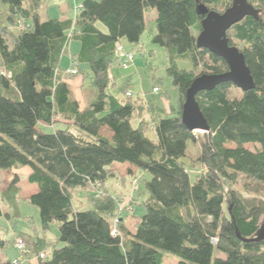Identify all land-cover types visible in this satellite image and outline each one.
I'll return each instance as SVG.
<instances>
[{
    "label": "trees",
    "instance_id": "trees-1",
    "mask_svg": "<svg viewBox=\"0 0 264 264\" xmlns=\"http://www.w3.org/2000/svg\"><path fill=\"white\" fill-rule=\"evenodd\" d=\"M46 1L0 0V170H14L0 190V225L4 215L20 214L25 199L38 207L44 232L53 222L58 227L55 238H29L30 261L20 264H164L168 252L174 264H264V240L243 239L264 215V0H248L258 18L246 15L227 30L256 85L243 90L225 81L197 93L210 127L204 139L182 121L186 91L197 75L228 64L197 45L198 7L222 12L233 0H82L75 16L43 18ZM147 6L157 10L150 40L165 48L166 73L178 87L168 105L127 95L128 87L123 96L108 89L111 67L121 66L117 46L140 43ZM72 39L80 46L70 54ZM83 64L93 87L85 103L70 80ZM189 142L200 143L191 162ZM119 163L134 174L125 190ZM137 170L143 176L135 196ZM120 176L123 186L112 191L109 181ZM25 177L36 189L21 197ZM242 178L251 193L235 187ZM79 188L92 190L91 206L74 202ZM140 204L145 210L136 214ZM7 242L0 234V248ZM13 260L0 256V264Z\"/></svg>",
    "mask_w": 264,
    "mask_h": 264
},
{
    "label": "rangeland",
    "instance_id": "rangeland-1",
    "mask_svg": "<svg viewBox=\"0 0 264 264\" xmlns=\"http://www.w3.org/2000/svg\"><path fill=\"white\" fill-rule=\"evenodd\" d=\"M82 0H47L44 3V7L41 8L42 16H45V10H49L50 16H55V14L60 15L61 9L60 7L64 6L66 8V14L69 16H75L77 10L75 9V5L77 3H81ZM145 20H146V29L141 36L140 43L134 44L129 43L126 39L122 40L125 44L126 48H133L135 57L133 63L129 67H123L117 64H114L111 67V73L113 77V84L109 86V90L118 96H123V87H128L133 92V95L143 96L144 99H154L158 104L161 105H168V103L176 102L178 96V87L173 85L170 82L169 76L166 73L165 63L167 62L166 58V50L164 47H161L158 44H154L151 42L150 37L156 31L155 29V19L157 15V10L151 6H147L144 10ZM103 29L105 26L101 23L100 24ZM80 46L79 41L72 39L69 43V48L71 52L78 49ZM153 50L152 54L147 53L146 57H144V51ZM68 63L67 56L63 57L62 64L63 66ZM179 64L181 66H188L187 61H180ZM82 70L79 73L73 75L70 80L73 86L74 95L79 97L83 103L88 101L91 97H93V87L89 82L88 76L85 75V70L83 67L85 65H81ZM83 81V85H81ZM155 85L159 86V91H153V87ZM238 93L235 89H232V94ZM133 124H137V120L133 119ZM39 127L43 128L46 131H49L51 127L42 126ZM205 131H196L198 133V139L205 138ZM148 135L155 138L156 133L154 129H151L148 132ZM200 143H190L189 142V156L187 157L188 162H191V158L195 156L197 148L199 147ZM247 146L252 147V143H247ZM127 163L118 165V170L121 174H126V182L123 186L121 184V176L120 178L111 179L109 181V185L112 188V191L117 186L122 185L124 190L126 187L131 184L130 179L134 177L133 173H128ZM192 174H197L200 171V167L192 168ZM135 172V171H134ZM14 174V170H0V190L6 189L8 184L10 183ZM136 175L138 176L137 179L139 182L138 187L134 183L133 188L134 193L133 195L136 196L138 191L141 192V178L143 173L140 170H137ZM148 175V174H147ZM250 180L248 179H240L238 182L235 183V187L239 188L241 192L245 194L251 193L247 189L243 188V185L249 183ZM20 192L19 195L21 197H25L27 194L33 192L36 188L33 186L36 184L31 183L25 177L24 179L19 181ZM92 190L90 189H78L74 191V202L76 204H82L83 207H89L92 205L90 200V195ZM261 195L264 196V193L261 192ZM135 196L131 195V198L134 199ZM140 194H138V197ZM135 200V199H134ZM125 209H131L133 205V200L128 201L125 204ZM3 207H6L3 204ZM19 210L20 214L16 215L11 214V217L8 219L5 215L1 218L2 224L0 225V234L3 239H8L7 245L3 248H0V256L5 259H15L22 252L16 247V240L17 237H22L25 241L28 242V239H32L33 236L36 235H47L51 238H55L58 234V227L57 223L53 222L49 229L45 232L43 231L41 218L39 215L38 207L25 199H21L19 202ZM145 207L140 204L137 206L136 214L140 212H144ZM264 218V215L261 217V220ZM33 253V252H32ZM177 260V256L173 253L168 252L165 256L164 264H174ZM38 264V261H37Z\"/></svg>",
    "mask_w": 264,
    "mask_h": 264
},
{
    "label": "water",
    "instance_id": "water-1",
    "mask_svg": "<svg viewBox=\"0 0 264 264\" xmlns=\"http://www.w3.org/2000/svg\"><path fill=\"white\" fill-rule=\"evenodd\" d=\"M198 10L203 14L202 29L197 35V45L223 57L228 69L222 72H204L197 75L186 91L182 109V121L192 131H209V124L196 98L201 90L212 89L219 83L230 81L243 90L254 88L256 83L244 52L235 44H230L227 30L246 15L259 17V10L248 0H233L224 11L209 9L200 4ZM251 241L264 240V218Z\"/></svg>",
    "mask_w": 264,
    "mask_h": 264
},
{
    "label": "built area",
    "instance_id": "built-area-1",
    "mask_svg": "<svg viewBox=\"0 0 264 264\" xmlns=\"http://www.w3.org/2000/svg\"><path fill=\"white\" fill-rule=\"evenodd\" d=\"M76 10L80 8V4H76ZM117 52L121 56V66L123 67H129L133 61H134V50L126 48L122 43H119L117 46ZM71 72L75 73L77 72L76 69H71ZM153 91H159L158 86L153 87ZM133 92L130 89L126 90L127 95H131ZM119 221L118 217L114 218V232H118L117 223ZM16 247L22 252L21 255H19L17 258L13 260L14 264H20V263H27L30 261V258L28 256L29 247L27 245V242L22 237L16 238ZM40 256H44V252H40Z\"/></svg>",
    "mask_w": 264,
    "mask_h": 264
},
{
    "label": "crops",
    "instance_id": "crops-1",
    "mask_svg": "<svg viewBox=\"0 0 264 264\" xmlns=\"http://www.w3.org/2000/svg\"><path fill=\"white\" fill-rule=\"evenodd\" d=\"M47 2V1H46ZM42 7H44V6H42ZM75 7H76V5H75ZM60 9H61V14L60 15H57V14H55V16H50V13H49V10L50 9H48V10H45V16H42L43 18H45V17H59V18H65V17H68L69 15L68 14H66V8L63 6H61L60 7ZM76 9V8H75ZM40 13H41V10H40ZM41 15H42V13H41ZM70 49V48H69ZM79 49V48H78ZM78 49H76V50H74V51H77ZM74 51H72L71 52V49L69 50V52H70V54H72ZM112 74V73H111ZM83 82V81H82ZM82 84V83H81ZM79 98V97H78ZM35 188H36V186L35 185H33ZM33 261V263L32 264H37V260H32Z\"/></svg>",
    "mask_w": 264,
    "mask_h": 264
}]
</instances>
